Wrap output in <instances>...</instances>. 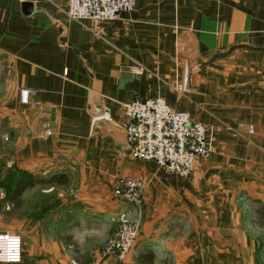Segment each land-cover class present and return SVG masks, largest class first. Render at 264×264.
Returning <instances> with one entry per match:
<instances>
[{"label": "crops", "instance_id": "crops-1", "mask_svg": "<svg viewBox=\"0 0 264 264\" xmlns=\"http://www.w3.org/2000/svg\"><path fill=\"white\" fill-rule=\"evenodd\" d=\"M67 7L0 0V231L8 174L69 179L34 186V246L23 235L22 261L7 264H72V236L112 264L104 241L127 211L142 227L117 264L149 250L152 264H264V0H137L100 22ZM150 97L207 125L211 155L188 178L131 156L125 105ZM132 178L138 210L113 192ZM92 234L103 242L83 248Z\"/></svg>", "mask_w": 264, "mask_h": 264}, {"label": "built area", "instance_id": "built-area-1", "mask_svg": "<svg viewBox=\"0 0 264 264\" xmlns=\"http://www.w3.org/2000/svg\"><path fill=\"white\" fill-rule=\"evenodd\" d=\"M137 0H68L66 14L69 19H90L94 22L117 21L131 12ZM142 74L145 68L136 67ZM34 89L20 91V100L31 102ZM126 120L120 125L134 159L154 161L183 178L190 177L199 161L208 159L207 125L196 121L190 113L172 108L161 97L135 99L125 105ZM252 132V130H250ZM144 183L136 178L115 182L114 195L136 207L142 204ZM120 226L108 240L105 255L115 254L124 261L139 236L142 221L140 213L133 217L122 213ZM23 258L21 235L0 232V263H19Z\"/></svg>", "mask_w": 264, "mask_h": 264}, {"label": "rangeland", "instance_id": "rangeland-1", "mask_svg": "<svg viewBox=\"0 0 264 264\" xmlns=\"http://www.w3.org/2000/svg\"><path fill=\"white\" fill-rule=\"evenodd\" d=\"M6 139L10 140V136L7 134ZM10 175V177H9ZM34 179V174H22L21 176L17 174V176L8 174L7 179V192L5 193V200L7 202L6 205V215L5 217H1V222L6 223V229L4 231L0 232H10V233H17L21 235L23 239V235L26 236L27 244L28 246L33 245L34 246V187L31 189H27L21 197L18 199H13L12 194L15 187L16 182L22 179ZM38 185V184H36ZM35 185V186H36ZM134 206V205H133ZM136 207V206H135ZM137 210L139 207H136ZM139 213V211H137ZM137 212L132 213V211L124 212L127 215L133 217ZM73 225V223H71ZM74 230V229H73ZM74 236H72L73 238ZM103 239L99 234H92L87 235L83 238V240L80 242L81 246L83 248H93L95 249ZM74 241V240H73ZM107 242V241H106ZM104 241V247H106V243ZM25 248V246H24ZM114 260L112 261V264H117L118 261L116 259V255L113 254ZM73 256V255H72ZM95 262L93 264H102L100 262H103L104 259L98 260L101 256L104 257V255H96L94 253ZM74 257V256H73ZM31 259L26 260L27 262H30V264H34V254L30 257ZM130 261V257L128 258ZM126 258L125 260L128 261ZM124 260V261H125ZM127 261L124 264H127ZM7 264V263H2ZM72 264H77L76 261L72 262Z\"/></svg>", "mask_w": 264, "mask_h": 264}, {"label": "trees", "instance_id": "trees-1", "mask_svg": "<svg viewBox=\"0 0 264 264\" xmlns=\"http://www.w3.org/2000/svg\"><path fill=\"white\" fill-rule=\"evenodd\" d=\"M69 181L68 177L64 174H54L48 179L47 181H40V180H35L33 178L31 179H22L16 182L12 198L13 199H18L19 197L22 196V194L27 190L33 188L36 184L39 182H44L46 185L48 184H67ZM65 241L70 244L73 249L75 250V261L77 264H92L93 263V254L86 250L85 252H80L78 249V245L76 242L72 240L71 237L66 238ZM155 255L154 253L149 250L145 252H140L136 256V263L135 264H152L154 261ZM164 264H167L164 262Z\"/></svg>", "mask_w": 264, "mask_h": 264}, {"label": "water", "instance_id": "water-1", "mask_svg": "<svg viewBox=\"0 0 264 264\" xmlns=\"http://www.w3.org/2000/svg\"><path fill=\"white\" fill-rule=\"evenodd\" d=\"M34 4L33 3H29V2H25L24 3V10L27 14H30L31 12H34Z\"/></svg>", "mask_w": 264, "mask_h": 264}]
</instances>
